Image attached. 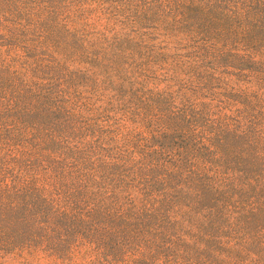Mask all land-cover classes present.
<instances>
[{"label": "rangeland", "instance_id": "obj_1", "mask_svg": "<svg viewBox=\"0 0 264 264\" xmlns=\"http://www.w3.org/2000/svg\"><path fill=\"white\" fill-rule=\"evenodd\" d=\"M0 264H264V0H0Z\"/></svg>", "mask_w": 264, "mask_h": 264}]
</instances>
